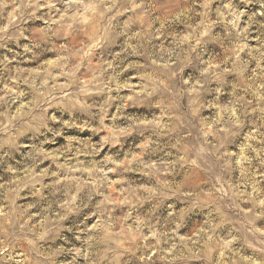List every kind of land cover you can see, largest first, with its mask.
<instances>
[{"label": "clouds", "instance_id": "clouds-1", "mask_svg": "<svg viewBox=\"0 0 264 264\" xmlns=\"http://www.w3.org/2000/svg\"><path fill=\"white\" fill-rule=\"evenodd\" d=\"M0 264H264V0H0Z\"/></svg>", "mask_w": 264, "mask_h": 264}]
</instances>
